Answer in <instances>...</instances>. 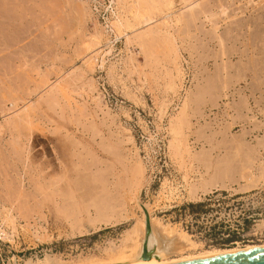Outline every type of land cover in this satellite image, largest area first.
<instances>
[{"label":"rangeland","instance_id":"374dc122","mask_svg":"<svg viewBox=\"0 0 264 264\" xmlns=\"http://www.w3.org/2000/svg\"><path fill=\"white\" fill-rule=\"evenodd\" d=\"M147 206L264 244V0H0V264L122 263Z\"/></svg>","mask_w":264,"mask_h":264},{"label":"bare ground","instance_id":"6f19581e","mask_svg":"<svg viewBox=\"0 0 264 264\" xmlns=\"http://www.w3.org/2000/svg\"><path fill=\"white\" fill-rule=\"evenodd\" d=\"M142 209L144 211L145 217L144 220L142 221L141 229L135 232V236L132 237V241L128 245V248L132 249V251L121 257V259H118L122 261V263L119 264H195L199 262L216 260L238 254L264 250V244H263V245H249L246 246L245 248L240 246L243 249H231V250L214 249L210 251H203L202 253L199 254L186 255L185 254L186 252H189L192 249H196L199 246V244L195 242L189 234L183 231H179V229H175L169 226H164L161 223L157 222V220L152 215V210L150 206L143 207ZM6 218L12 221V225L16 221L15 220L16 218L13 217L10 211H8V215ZM4 229L5 228L3 227L2 230ZM9 238H10L9 233H5L0 229V241H6V239ZM118 250L122 251L120 248L117 250L114 249V253L117 252ZM145 253H150L151 257L149 260H144L143 256ZM46 258H47L46 259L47 263L43 262V260L37 262L34 259L18 260L17 258H15L12 259L9 264H61L56 260H51L52 257L51 258L46 257ZM77 264H82V263H77ZM86 264H97V262H89Z\"/></svg>","mask_w":264,"mask_h":264},{"label":"water","instance_id":"95a60500","mask_svg":"<svg viewBox=\"0 0 264 264\" xmlns=\"http://www.w3.org/2000/svg\"><path fill=\"white\" fill-rule=\"evenodd\" d=\"M143 257L144 260H149L151 255L150 253H145ZM195 264H264V250L238 254Z\"/></svg>","mask_w":264,"mask_h":264},{"label":"built area","instance_id":"2783aa9c","mask_svg":"<svg viewBox=\"0 0 264 264\" xmlns=\"http://www.w3.org/2000/svg\"><path fill=\"white\" fill-rule=\"evenodd\" d=\"M0 242H2V241H0Z\"/></svg>","mask_w":264,"mask_h":264}]
</instances>
